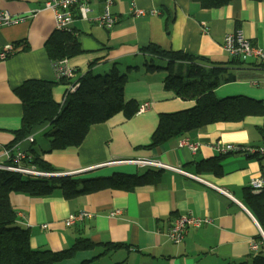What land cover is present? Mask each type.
Masks as SVG:
<instances>
[{"label": "crops", "instance_id": "crops-1", "mask_svg": "<svg viewBox=\"0 0 264 264\" xmlns=\"http://www.w3.org/2000/svg\"><path fill=\"white\" fill-rule=\"evenodd\" d=\"M92 7L95 13L90 18L101 12V0L94 1ZM133 9L155 10L158 15L135 17ZM0 11L25 18L0 29V51L6 46L14 48L13 54L0 61V152L12 148L28 153L34 149L57 170L56 174L77 179L142 174L150 167L137 164L140 160L171 168L158 169L162 175L156 184L132 192L105 190L73 200H66L59 190L48 197L11 194L17 225L30 231L32 249L63 251L85 238L99 246L58 264H253L259 252H252L250 243L261 242V226L244 205L243 192L264 173V158L221 154L218 148L263 145L264 116L211 124L159 147L144 148L150 144L161 114L188 110L195 102L165 89V71L147 72V64L165 68L167 63L142 49L156 45L203 58L205 68L225 69L219 75L223 82L216 89L219 98L244 96L264 103L263 65L249 61L232 66V58L224 50L226 37L238 30L264 50V2L232 0L224 7L203 9L193 0H116L112 12L119 22L111 31L90 20L82 21L74 10L70 32L77 36L83 52L65 61L76 75L66 85L54 88L55 102L62 104L68 87L90 69L94 75H106L116 65L127 76L125 101L135 102L139 108L149 103L150 108L130 119L117 114L94 125L79 147L52 151L46 137L48 125L33 132V143L27 139L15 143L16 132L22 128L23 105L14 90L29 80L57 81L44 48L57 30L54 13L42 9L39 0H0ZM177 67L180 74L189 65ZM42 135L45 138L39 144ZM185 138L199 145L196 154L180 148ZM217 158H221L220 174L198 171L199 164ZM116 211L119 215L112 216ZM79 212H88L92 218L68 226V217ZM183 216L208 222L189 228L182 243L174 244L168 233ZM106 244L122 247L109 249Z\"/></svg>", "mask_w": 264, "mask_h": 264}, {"label": "trees", "instance_id": "trees-1", "mask_svg": "<svg viewBox=\"0 0 264 264\" xmlns=\"http://www.w3.org/2000/svg\"><path fill=\"white\" fill-rule=\"evenodd\" d=\"M193 1L203 9H214L228 5L232 0ZM16 47L18 48V44ZM44 48L53 65L77 57L83 52L75 34L58 30L48 38ZM142 51L167 63L165 68L147 64V72L165 71V89L183 100L195 102L188 110L161 114L151 142L144 148L159 147L170 139L184 137L211 124L240 122L247 117L264 116V103L261 101L244 96L219 98L216 95V89L223 82L219 75L225 69H207L204 66L207 62L203 58L184 52L166 51L156 45H150ZM181 64L189 65L187 78L181 73L182 70L180 74L177 73V65ZM247 64L239 59H232L230 62L232 66ZM70 80L65 77L57 81L29 80L14 90L23 105L22 128L16 132L15 143L28 139L37 128L48 125L46 137L50 139L51 151L79 147L94 125L103 124L120 113L130 119L139 110L135 102L125 101L127 76L120 73L116 65L106 75H94L90 69L77 80L79 88L66 97L64 104L56 103L53 98L54 88L60 84L66 85ZM27 157L25 166L35 167L48 174L57 173L36 150L29 151ZM220 161L221 158L205 161L198 165V171L220 174ZM161 175V170L153 168H148L142 174L114 173L108 177L88 179L71 176L36 177L0 170V264H58L74 258L79 252L90 251L99 246L89 239L80 238L72 247L63 251L32 249L30 231L17 225V213L10 203L11 194L48 197L59 190L66 200H73L105 190L132 192L137 188L156 184ZM243 200L264 231V191L254 194L251 188L245 189ZM105 247L117 249L122 246L106 244ZM253 264H264V245L254 257Z\"/></svg>", "mask_w": 264, "mask_h": 264}, {"label": "built area", "instance_id": "built-area-1", "mask_svg": "<svg viewBox=\"0 0 264 264\" xmlns=\"http://www.w3.org/2000/svg\"><path fill=\"white\" fill-rule=\"evenodd\" d=\"M42 4V9L48 10L54 13L56 29L58 31L70 32L73 29V24L75 21L73 11L77 10L79 17L82 21H91L96 23L97 26L111 31L116 24L119 22L118 17L112 12V7L116 0H101L102 10L95 17L90 18V15L95 13L92 3L96 0H39ZM132 15L135 17H144V16H156L158 12L155 10L145 11L141 9H133ZM25 18L15 17L8 11H0V29L4 27L11 26L18 22H23ZM224 50L232 59H239L243 62L255 61L259 62L264 67V50L255 46L248 40L241 30H238L234 34H230L226 37L224 43ZM13 46H6L2 51H0V61H4L13 54ZM65 61H60L54 64V70L57 75V79L65 77L67 79H73L75 77V71L66 67ZM79 83H74L69 86L63 103L66 100V97L75 92L79 88ZM150 104L144 103L138 110V113H145L149 110ZM29 142L33 143V137L27 139ZM180 148H187L193 154H196L199 150V145L197 143L191 142L188 138L183 139L180 142ZM219 151L221 154H242L246 156H256L259 158H264V144L258 147H245L238 144H229L219 146ZM28 159L27 153L19 150L8 148L3 152H0V170H6L9 172H16L20 174L36 176V177H50L53 175H64V174H48L36 170L35 167H27L24 165V162ZM140 166L150 167L156 169H169V166H166L160 162L153 160H140L136 162ZM171 169V168H170ZM174 171L179 172L185 176L193 178L201 183H205L200 178L190 175L180 169L173 168ZM250 188L254 194H260L264 191V173L259 177L253 179L250 183ZM222 194H227L226 191L216 188ZM120 212L116 211L112 216L119 215ZM92 218V215L88 212H79L77 214H72L68 217L66 223L68 226H74L77 223H81L86 219ZM208 220L195 218L191 216H183L178 218L173 224L170 232L168 233L169 239L174 244H180L184 240L186 231L189 228H198L204 223H207ZM261 242L252 241L250 243V249L252 252L257 253L260 250V247L264 245V232L260 228Z\"/></svg>", "mask_w": 264, "mask_h": 264}, {"label": "rangeland", "instance_id": "rangeland-1", "mask_svg": "<svg viewBox=\"0 0 264 264\" xmlns=\"http://www.w3.org/2000/svg\"><path fill=\"white\" fill-rule=\"evenodd\" d=\"M186 70H187L186 68H183V69H182V71H183L182 73H183V75H184L185 77H186ZM186 78H187V77H186ZM44 138H45V137H44L43 135H42V136H39V140H38L39 142H38V143L40 144V143L43 141ZM45 141H46V140H45ZM39 144H38V146H39ZM263 232H264V231H263Z\"/></svg>", "mask_w": 264, "mask_h": 264}, {"label": "water", "instance_id": "water-1", "mask_svg": "<svg viewBox=\"0 0 264 264\" xmlns=\"http://www.w3.org/2000/svg\"><path fill=\"white\" fill-rule=\"evenodd\" d=\"M53 176H58V177H60L61 175H53Z\"/></svg>", "mask_w": 264, "mask_h": 264}]
</instances>
